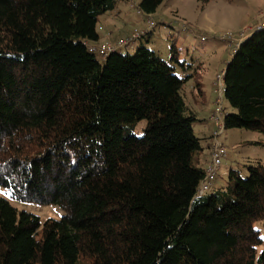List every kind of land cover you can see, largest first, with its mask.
<instances>
[{"label": "trees", "instance_id": "trees-1", "mask_svg": "<svg viewBox=\"0 0 264 264\" xmlns=\"http://www.w3.org/2000/svg\"><path fill=\"white\" fill-rule=\"evenodd\" d=\"M120 1L0 0V187L62 211L41 221L0 197V264H264V166L233 167L224 188L198 194L212 142L204 169L184 97L194 80L205 103L197 70L174 44L168 61L143 45L90 51L109 44L97 24ZM222 85L224 130L264 136V25L234 49Z\"/></svg>", "mask_w": 264, "mask_h": 264}, {"label": "rangeland", "instance_id": "rangeland-1", "mask_svg": "<svg viewBox=\"0 0 264 264\" xmlns=\"http://www.w3.org/2000/svg\"><path fill=\"white\" fill-rule=\"evenodd\" d=\"M140 1H120L112 12L100 17L97 24L99 45L104 42L116 45L117 41L129 39L132 34L139 33L120 52L133 55L143 45L166 61L170 58L171 46L175 45L179 50L178 60L184 63L188 74L197 70L195 81L203 86L205 103L201 107L192 98L194 80H190L184 87V97L188 106L198 115V121L193 123V130L202 139L201 144L205 148L203 158L206 159V147L212 142L213 134L219 130V124L212 115L218 109L217 100H221L222 118L227 109L226 101L222 96L220 99L218 78L222 76L237 45L264 25V0H209L206 3L202 0H166L151 15L138 9ZM148 19L154 26H148ZM146 32L149 36L139 40L141 33L145 35ZM95 56L101 60L98 54ZM177 73L185 76L179 69ZM144 125L141 122L136 127L137 134ZM219 140L226 148V157L222 159L218 174L211 183V190H207L206 194L214 189L224 188L227 173L233 167L246 177L245 166L248 163L260 162L264 166L263 135L243 129H225ZM199 165L205 166L203 161ZM0 197L8 200L19 211L24 210L38 216L41 221L48 218L59 219L62 215V211L53 205L19 203L1 187ZM255 228L259 230L263 241V245L257 250L259 253L264 246V221L257 223Z\"/></svg>", "mask_w": 264, "mask_h": 264}, {"label": "built area", "instance_id": "built-area-1", "mask_svg": "<svg viewBox=\"0 0 264 264\" xmlns=\"http://www.w3.org/2000/svg\"><path fill=\"white\" fill-rule=\"evenodd\" d=\"M148 26H154L150 20H147ZM139 33L132 34L131 38L129 39H122L117 42L116 45L111 44H103L99 47H90L91 52H98L99 56L101 58H106L107 55L116 50L120 47H126L130 44V42L138 37ZM143 33H141L142 35ZM219 83V95L220 99L223 92V85H222V76L218 78ZM218 109L215 112V115L213 116L216 123L219 124V130L213 134L212 143H211V151H210V163L209 166L206 169L204 180L202 181L198 194L201 196L203 195L211 186V183L215 180L218 170L221 166L222 159L226 157V148L224 144L219 140V136H221L224 133V126H223V118H222V106H221V100H217Z\"/></svg>", "mask_w": 264, "mask_h": 264}, {"label": "crops", "instance_id": "crops-1", "mask_svg": "<svg viewBox=\"0 0 264 264\" xmlns=\"http://www.w3.org/2000/svg\"><path fill=\"white\" fill-rule=\"evenodd\" d=\"M116 38H121V37H116ZM201 107V106H200ZM204 154V153H203ZM208 157V156H207ZM206 157V159H204L203 158V155H202V160H201V162L203 161L204 162V164H205V166L203 167L204 169L207 167V164H208V161H209V157L207 158Z\"/></svg>", "mask_w": 264, "mask_h": 264}]
</instances>
